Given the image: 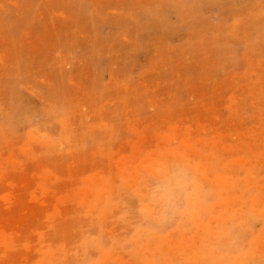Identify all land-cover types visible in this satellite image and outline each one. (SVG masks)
Masks as SVG:
<instances>
[{
    "label": "rangeland",
    "instance_id": "rangeland-1",
    "mask_svg": "<svg viewBox=\"0 0 264 264\" xmlns=\"http://www.w3.org/2000/svg\"><path fill=\"white\" fill-rule=\"evenodd\" d=\"M88 263L264 264V0H0V264Z\"/></svg>",
    "mask_w": 264,
    "mask_h": 264
},
{
    "label": "clouds",
    "instance_id": "clouds-1",
    "mask_svg": "<svg viewBox=\"0 0 264 264\" xmlns=\"http://www.w3.org/2000/svg\"><path fill=\"white\" fill-rule=\"evenodd\" d=\"M187 184V178L183 174L177 173L172 184L161 185L155 189V202L160 205L162 211H167L171 208L176 190L185 189Z\"/></svg>",
    "mask_w": 264,
    "mask_h": 264
},
{
    "label": "bare ground",
    "instance_id": "bare-ground-1",
    "mask_svg": "<svg viewBox=\"0 0 264 264\" xmlns=\"http://www.w3.org/2000/svg\"><path fill=\"white\" fill-rule=\"evenodd\" d=\"M216 138V137H215ZM247 167V166H246ZM251 188V187H250ZM227 195V194H226ZM257 196V195H256ZM254 201V200H253ZM138 207V206H137ZM253 209V208H252ZM135 210V209H134ZM148 217V216H147ZM239 222V221H238ZM133 224V223H132ZM239 224V223H238ZM95 242V241H94ZM258 248V247H257ZM214 251V250H213ZM89 264V263H88Z\"/></svg>",
    "mask_w": 264,
    "mask_h": 264
}]
</instances>
